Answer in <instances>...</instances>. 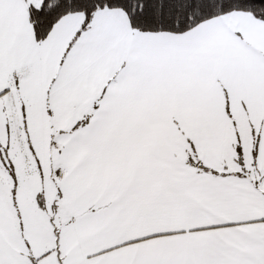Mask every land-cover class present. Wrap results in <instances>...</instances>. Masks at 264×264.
Wrapping results in <instances>:
<instances>
[{
  "label": "snow or ice",
  "instance_id": "1",
  "mask_svg": "<svg viewBox=\"0 0 264 264\" xmlns=\"http://www.w3.org/2000/svg\"><path fill=\"white\" fill-rule=\"evenodd\" d=\"M0 264H264V0H0Z\"/></svg>",
  "mask_w": 264,
  "mask_h": 264
}]
</instances>
